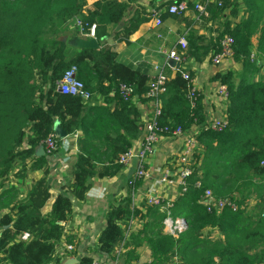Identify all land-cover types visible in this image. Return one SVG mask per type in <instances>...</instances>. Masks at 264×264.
<instances>
[{
  "label": "trees",
  "instance_id": "16d2710c",
  "mask_svg": "<svg viewBox=\"0 0 264 264\" xmlns=\"http://www.w3.org/2000/svg\"><path fill=\"white\" fill-rule=\"evenodd\" d=\"M141 1L95 0L88 5L87 0H0V264H62L69 254H77L57 249L63 238L72 243L66 237V224L75 214L73 202L85 200L92 178L116 175L123 168L119 155L141 136L142 115L136 101H147L144 94L151 76L119 60L103 40L110 26L120 25L113 38L127 42L151 19L148 8L155 7L156 0ZM173 1H186L193 13L197 0H166L157 8ZM202 1L206 15L173 17L184 22L183 55L196 64L210 61L223 38L233 39L232 61L241 68L218 71L211 78L227 87L226 123L221 130L204 128L202 95L197 92L191 108L181 72L166 80L157 121L169 131L199 125L193 171L186 190L179 191L169 206L165 200L148 204L145 196L134 204L143 180L131 176L133 183H127L125 193L109 201L94 251L113 259L122 246V264L138 259L136 252L144 246L150 252L142 264H264V185L254 182L264 175V77L260 74L264 0ZM170 16L162 12L161 19ZM75 17L95 23L96 47L68 52L67 42L58 35ZM72 65L89 92L87 99L58 90L60 78ZM182 70L193 77L192 70ZM121 83L133 87L128 100L119 95ZM169 131L162 135L169 136ZM76 132L80 135L69 167L71 179L52 196L49 158L38 150L54 134L56 153L63 137ZM36 171L39 177L30 176ZM196 181L201 188L194 186ZM204 188L215 197H236L239 205L252 193L257 201L246 213L229 208L208 212L199 202ZM50 198V209L43 212ZM178 216L185 217L184 227L175 235L165 232L163 220ZM134 219L139 227L130 230ZM80 256L78 264L93 260Z\"/></svg>",
  "mask_w": 264,
  "mask_h": 264
},
{
  "label": "crops",
  "instance_id": "0c3cea01",
  "mask_svg": "<svg viewBox=\"0 0 264 264\" xmlns=\"http://www.w3.org/2000/svg\"><path fill=\"white\" fill-rule=\"evenodd\" d=\"M95 0H87L88 5H91ZM166 0H156L157 3H161ZM141 3L147 4V0H142ZM186 13L185 15L192 16ZM173 16H170L162 20V25L159 28V31L166 36V47H171L176 43V40L179 36L183 34L185 29L182 32L177 33V26L174 25L171 20ZM120 25L116 26L118 28ZM112 28V27H110ZM109 28V29H110ZM115 28V29H116ZM65 30V29H64ZM153 29L150 28L149 21L143 23L139 28L129 37L127 42H118L113 38L112 34L107 35L103 38L109 45H111L114 50L117 52L119 60L126 63H136L135 65L144 69L149 75L152 74L151 63L159 61V55L157 54L158 46L161 44V40L155 38L153 35ZM110 33V31H109ZM112 33V32H111ZM90 39L79 36L76 33L73 38L67 43L68 52L72 53L73 51L86 47L90 43ZM255 41V40H254ZM96 45L98 43L96 42ZM191 70L193 71V79L196 84V87L199 93L202 95L203 100V113L205 115V121L209 122L212 118L218 117L221 114H224L225 104L219 98V95L215 92V86L217 81L211 80L213 75L218 71H225L229 68L239 70L241 65L237 62L230 60L226 65L214 66L208 60L203 61L200 64L190 62ZM260 74L264 77V62L261 64ZM136 105L141 112L142 121H145L149 118L151 114V106L148 101H136ZM80 132H76L72 135H66L63 137L62 146L59 151L55 154L64 152V150L69 149L71 152L70 159L73 160L77 152V138L79 137ZM141 137V136H140ZM139 137V138H140ZM182 144V139L175 136H166L162 135L154 146V151L152 155L148 158L146 167L151 172V178L143 181L141 189L136 192L134 195V204H138L140 199L145 195H161L166 200H173L178 195V189L175 186H169L167 184L157 185L156 182L161 176L164 168H170V171L173 170L175 159L177 157L178 151L180 150ZM49 161V165H50ZM53 167L56 168L55 165ZM70 167V166H69ZM54 169V168H53ZM58 169V168H56ZM60 171V170H58ZM133 173V167H123L116 175L108 178H92V185L86 194V198L83 201H74L73 208L75 214L73 220L66 224V237L72 239V243L67 242L64 238L59 242L57 249L58 253L65 251L77 252V254H69L65 259L70 257H75L77 255H88L92 256L93 259H97L100 264H108L110 259L108 256L96 253V238L99 230L105 224L104 221V211L107 207L109 201L113 197H117L120 194L125 193L126 185L128 179ZM41 173L39 171L35 172V177H39ZM66 178V179H65ZM71 179L70 173L66 177H58L59 182L54 187L51 186V194L54 196L60 189V187ZM48 175V181H49ZM255 183L264 185V175H261L259 178L254 179ZM50 183V182H49ZM262 197H264L262 195ZM53 201V198H50L46 205L43 208V212H48L50 205ZM257 201L255 193H252L249 198L245 200L244 212H248L250 208L255 205ZM139 227V222L137 219H134L130 224V230H134ZM212 236H218V233L212 229H208ZM72 245L73 249L67 250L66 245ZM63 250V251H62ZM119 257V262L122 264L123 252ZM136 252L139 256L138 259L131 261V264H142L147 262L149 259V249L148 247H140ZM64 259V260H65ZM63 264V263H62Z\"/></svg>",
  "mask_w": 264,
  "mask_h": 264
},
{
  "label": "built area",
  "instance_id": "2783aa9c",
  "mask_svg": "<svg viewBox=\"0 0 264 264\" xmlns=\"http://www.w3.org/2000/svg\"><path fill=\"white\" fill-rule=\"evenodd\" d=\"M159 3L155 7L148 8V12L151 13V19L149 20L150 28L153 29V35L155 38L161 40V44L158 46L157 54L159 55V61L152 62L151 80L149 83L148 90L145 92L144 97L147 98L151 106V114L149 118L141 122L140 130L141 137L133 142V144L123 153L119 155L118 162L123 167H133V173L131 177L133 179H142L143 181L151 178V172L146 167L148 158L152 155L154 151V146L157 140L162 136L163 132L169 131L166 126H161L157 117L160 114V95L165 90V82L168 80L176 71H180L183 79L187 81L188 87L186 92V98L188 99L191 108L196 105V97L198 89L194 82L193 77L190 76L189 72L182 69L191 70L190 60H188L184 55L182 50L185 48L186 40L183 35L179 36L176 43L171 47H166V36L159 31L162 25L161 14L162 12H167L169 15H185L190 12V9L186 1H173L167 7L157 8ZM193 17L199 14H205V2L202 0H197L193 8ZM69 27L76 30L79 36L85 37L87 39H95V23L88 24L84 22L81 18L75 17L70 23ZM233 39L226 36L221 40V48L218 53L211 57L209 61L214 66L226 65L230 60H232L233 49H232ZM251 58L254 55L251 54ZM136 63H133L135 65ZM260 64V62H258ZM76 66H70L62 75L58 82V90L62 94L78 95L83 99L89 97V92L84 88L83 83L76 77ZM226 71V70H225ZM119 95L123 100H128L131 98L133 93V87L129 84L121 83L118 87ZM215 92L219 95V98L226 104L228 98V90L225 84L217 81L215 86ZM226 123L224 114L218 117L212 118L209 122H204L203 127H211L214 130H221ZM199 125L193 124L189 129L182 130L179 126L171 129L169 136H175L182 139V144L180 150L178 151L175 163L173 166V172L170 168H164L161 176L158 178L156 184H167L169 186H175L179 191H185L188 185V178L192 174V158L195 149L198 146L197 134L199 133ZM41 147L44 153L48 156L49 161L55 159L54 151L56 150L55 135L49 134L43 141ZM133 181L128 180V184H132ZM196 188H201L202 184L200 181L194 183ZM148 204L158 205L162 201H167L166 205L169 206L170 202L173 200H166L161 195H145ZM199 202L205 206L208 212L219 213L223 209L229 208L232 211L244 210V205H239L236 201V197H215L212 190L209 188L202 189ZM164 230L167 233L175 235L176 232L180 231L185 225V217L178 216L174 220L170 217H166L163 220ZM27 233L22 235L23 239L27 238ZM67 250L73 249V246L66 245ZM123 248L120 246L116 249L115 255L118 256L122 252ZM115 256L110 259L108 264H120L118 257ZM174 260H176L174 258ZM90 264H100L97 259H93ZM215 264H219L215 262Z\"/></svg>",
  "mask_w": 264,
  "mask_h": 264
},
{
  "label": "rangeland",
  "instance_id": "374dc122",
  "mask_svg": "<svg viewBox=\"0 0 264 264\" xmlns=\"http://www.w3.org/2000/svg\"><path fill=\"white\" fill-rule=\"evenodd\" d=\"M171 20L173 21L174 25L177 26V33L182 32L183 29L185 28L184 22L179 17H172ZM110 27H112V28H110ZM110 27H109L110 28L109 31H110V34H112L111 32H113L116 27H113V26H110ZM74 35L76 36L74 29H72L68 26V28L65 29L64 31H62L58 36L60 38L64 39L67 43H69V40L71 38H73ZM71 155L72 154H71L70 150L65 149L64 152L59 153V155L57 154L55 159L53 161H51V163L49 165V168H50V170H49V179H50L49 182L52 185V187L57 185V182H59V181L56 182V180H58V177H66L68 175L69 166L71 163V159H70ZM53 165H55L56 168H58V169L53 167ZM58 170H60V171H58ZM30 176L35 177V172L31 173Z\"/></svg>",
  "mask_w": 264,
  "mask_h": 264
},
{
  "label": "water",
  "instance_id": "95a60500",
  "mask_svg": "<svg viewBox=\"0 0 264 264\" xmlns=\"http://www.w3.org/2000/svg\"><path fill=\"white\" fill-rule=\"evenodd\" d=\"M90 43L86 47H96V40L95 39H90ZM39 154H43L44 150L42 147L39 148L38 150ZM81 261V256L77 255L75 257H70L67 258L63 261V264H78Z\"/></svg>",
  "mask_w": 264,
  "mask_h": 264
}]
</instances>
